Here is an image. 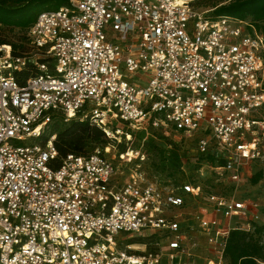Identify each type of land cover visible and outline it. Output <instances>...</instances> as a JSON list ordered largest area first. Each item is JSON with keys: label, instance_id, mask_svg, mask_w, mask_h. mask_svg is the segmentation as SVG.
<instances>
[{"label": "built area", "instance_id": "1", "mask_svg": "<svg viewBox=\"0 0 264 264\" xmlns=\"http://www.w3.org/2000/svg\"><path fill=\"white\" fill-rule=\"evenodd\" d=\"M199 1L67 0L26 50L0 45V264H228L231 234L261 224L264 35ZM57 117L108 144L61 157L41 142ZM139 134L192 139L179 171L203 183L121 148Z\"/></svg>", "mask_w": 264, "mask_h": 264}, {"label": "trees", "instance_id": "2", "mask_svg": "<svg viewBox=\"0 0 264 264\" xmlns=\"http://www.w3.org/2000/svg\"><path fill=\"white\" fill-rule=\"evenodd\" d=\"M66 4L67 0H0V25L10 29H18L23 33V38L19 43H8L0 40V45H12L15 53L20 49L26 50L28 44L27 31L34 24L39 14L48 10H57ZM214 8H216L215 16L227 15L252 21L264 35V0H230L229 3ZM24 75L27 76V73L22 74V76ZM53 135H56L54 144L61 157H66L69 154L86 155L97 146L108 144L99 128L90 125L88 122L78 120L64 122L62 126L54 125ZM46 140L47 138L44 137V142ZM152 141L154 143V140ZM156 166L161 174L169 176V174L163 173L157 164ZM179 167L180 162L178 166V173L180 174ZM260 178L261 175H257L252 183L257 184ZM206 184L213 188L216 187L210 179ZM261 231H264V225L261 224L255 225L253 232L234 231L226 250L228 264H259L264 262L262 245L257 240L252 239Z\"/></svg>", "mask_w": 264, "mask_h": 264}, {"label": "rangeland", "instance_id": "3", "mask_svg": "<svg viewBox=\"0 0 264 264\" xmlns=\"http://www.w3.org/2000/svg\"><path fill=\"white\" fill-rule=\"evenodd\" d=\"M230 0H200L199 4H197V7L200 9H213L215 6H221L224 4L229 3ZM23 38V33L18 30V29H10L7 27H4L0 25V40H4L8 43H19L20 40ZM64 121L62 120L61 117H57L47 128L45 131V136L46 138L50 137L53 135V128L54 125L59 124L62 126ZM152 137H149L147 141L144 143L143 142V135H138L137 138L133 137V141L131 142H124L123 140V145L121 146L122 149H127L128 147H131L133 150H141V151H146L147 155H149L150 160L152 162L156 163L160 170L163 173L169 174V179H177L176 182H188L192 181L193 183H203V177H201V174L196 172H192L189 175H182L181 173H178V166L180 162V158H186L189 157L191 154L194 153L195 150V143L192 139L185 140L179 144H171L170 141H166L165 143L162 142H156L154 140V143ZM152 141V142H151ZM41 142H44L42 140ZM144 144L143 149L142 145ZM91 150V148H89ZM115 151L112 150V156H114ZM118 162V160L116 161ZM174 177V178H172ZM204 177H208L206 174ZM117 180L121 181L122 183H126L128 181V176L118 178ZM210 181H213L215 183V180L210 179ZM217 188H220L218 186ZM246 188V187H245ZM248 191H252L253 195L255 193L261 192L259 188L253 186V187H248ZM230 190H225V192H229ZM262 195V194H260ZM187 199V202L189 205L194 204V200L191 199L188 196H185ZM241 222V219H234V224ZM246 225V223L244 224ZM261 225H264V219L261 222ZM251 238V237H250ZM252 239L257 240L260 245L263 247V254H264V231H261L259 234H256V236L252 237ZM259 264H264V262H260Z\"/></svg>", "mask_w": 264, "mask_h": 264}]
</instances>
